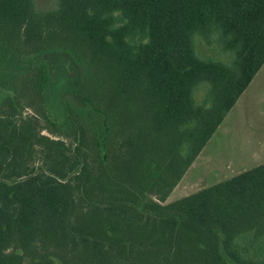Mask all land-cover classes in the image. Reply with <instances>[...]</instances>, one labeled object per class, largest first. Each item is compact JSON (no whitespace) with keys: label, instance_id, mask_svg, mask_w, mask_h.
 Returning <instances> with one entry per match:
<instances>
[{"label":"trees","instance_id":"1","mask_svg":"<svg viewBox=\"0 0 264 264\" xmlns=\"http://www.w3.org/2000/svg\"><path fill=\"white\" fill-rule=\"evenodd\" d=\"M263 63L264 0H0V264H264V163L166 201Z\"/></svg>","mask_w":264,"mask_h":264},{"label":"rangeland","instance_id":"2","mask_svg":"<svg viewBox=\"0 0 264 264\" xmlns=\"http://www.w3.org/2000/svg\"><path fill=\"white\" fill-rule=\"evenodd\" d=\"M55 4L56 0H35L38 9L52 8ZM195 43L201 57L230 60L229 52L222 51L215 37L213 41H208L197 35ZM55 61V64H60L58 59ZM64 65L69 67L68 59L64 60ZM76 78L71 70L66 75L58 68L51 90L53 106L62 101L63 95L72 97ZM206 92L207 86L200 85L195 90V100L203 102ZM51 109L54 114L60 113L58 107ZM32 112L30 108L24 109V113ZM43 133L48 134L47 131ZM261 163H264V63L166 201L188 195Z\"/></svg>","mask_w":264,"mask_h":264}]
</instances>
